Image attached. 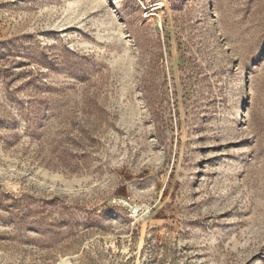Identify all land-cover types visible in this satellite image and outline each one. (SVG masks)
I'll list each match as a JSON object with an SVG mask.
<instances>
[{
  "label": "rangeland",
  "instance_id": "374dc122",
  "mask_svg": "<svg viewBox=\"0 0 264 264\" xmlns=\"http://www.w3.org/2000/svg\"><path fill=\"white\" fill-rule=\"evenodd\" d=\"M0 264H264V0H0Z\"/></svg>",
  "mask_w": 264,
  "mask_h": 264
}]
</instances>
